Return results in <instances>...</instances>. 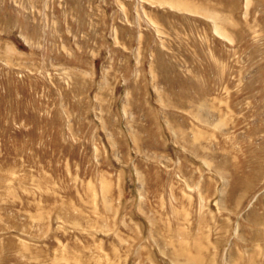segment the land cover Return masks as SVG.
<instances>
[{
	"label": "rangeland",
	"instance_id": "374dc122",
	"mask_svg": "<svg viewBox=\"0 0 264 264\" xmlns=\"http://www.w3.org/2000/svg\"><path fill=\"white\" fill-rule=\"evenodd\" d=\"M0 264H264V0H0Z\"/></svg>",
	"mask_w": 264,
	"mask_h": 264
}]
</instances>
